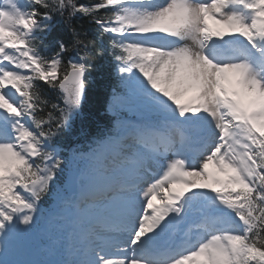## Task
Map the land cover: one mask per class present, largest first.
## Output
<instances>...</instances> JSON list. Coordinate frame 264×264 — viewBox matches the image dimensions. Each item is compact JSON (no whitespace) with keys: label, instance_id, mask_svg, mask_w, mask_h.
Listing matches in <instances>:
<instances>
[{"label":"snow or ice","instance_id":"obj_1","mask_svg":"<svg viewBox=\"0 0 264 264\" xmlns=\"http://www.w3.org/2000/svg\"><path fill=\"white\" fill-rule=\"evenodd\" d=\"M106 53L143 119L58 187ZM0 264H264V0H0Z\"/></svg>","mask_w":264,"mask_h":264},{"label":"trees","instance_id":"obj_2","mask_svg":"<svg viewBox=\"0 0 264 264\" xmlns=\"http://www.w3.org/2000/svg\"><path fill=\"white\" fill-rule=\"evenodd\" d=\"M97 0H78L79 3L91 4ZM42 11V9H40ZM59 24L55 35H62L65 40H71L69 27H74L81 33H87V39L92 41L95 46H100V38L97 35L95 26L82 16H77L72 20L71 25L56 17ZM100 40V41H99ZM67 56L65 57V61ZM91 71L88 77V88L84 100V117L80 119L75 127L72 128L71 137L78 140L80 137L97 135L102 133L105 127L111 126L109 118L104 114L103 104L108 95L110 86L115 82V75L112 72L111 58L106 53L104 57H94L91 61ZM43 95L50 102L54 95L52 89L43 85ZM51 104L49 103V110ZM46 115V113H45ZM69 138V139H70ZM82 142V139L80 140Z\"/></svg>","mask_w":264,"mask_h":264},{"label":"bare ground","instance_id":"obj_3","mask_svg":"<svg viewBox=\"0 0 264 264\" xmlns=\"http://www.w3.org/2000/svg\"><path fill=\"white\" fill-rule=\"evenodd\" d=\"M209 24L213 27V28H220L222 26L216 25L213 21H209ZM192 96V93H188L186 96L183 97L184 100H188L190 99ZM112 104L110 105L111 107L114 105H118L121 107H126L128 109H132L135 108L134 102L131 101L128 98L125 97H118V96H114L113 98H111ZM215 169L214 167H210V172H214ZM155 203H159V201H156Z\"/></svg>","mask_w":264,"mask_h":264},{"label":"rangeland","instance_id":"obj_4","mask_svg":"<svg viewBox=\"0 0 264 264\" xmlns=\"http://www.w3.org/2000/svg\"><path fill=\"white\" fill-rule=\"evenodd\" d=\"M128 95L130 96V97H133L132 95H131V93L130 92H128ZM128 99H130V98H128ZM133 99L136 101L135 103L136 104H138L139 105V103H138V101L135 99V97H133ZM131 100V99H130ZM131 101H133V100H131ZM134 102V101H133ZM113 107V106H112ZM121 107V106H120ZM139 107V106H138ZM110 108H111V106H110ZM126 108V107H125ZM128 109V108H127ZM130 110V109H129ZM113 111L114 112H116L117 111V108H115V109H113ZM126 116V115H125ZM127 116L128 117H131V118H134V115H132L130 112H128L127 113ZM133 122H131L130 124H132ZM84 166H86L85 164H84ZM41 228H42V226H41ZM43 229V228H42Z\"/></svg>","mask_w":264,"mask_h":264}]
</instances>
